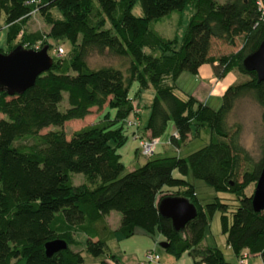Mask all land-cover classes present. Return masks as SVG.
Masks as SVG:
<instances>
[{
    "label": "trees",
    "instance_id": "obj_1",
    "mask_svg": "<svg viewBox=\"0 0 264 264\" xmlns=\"http://www.w3.org/2000/svg\"><path fill=\"white\" fill-rule=\"evenodd\" d=\"M261 1L0 0V30H7L8 44L0 50L18 44L50 48V38L73 45L69 56L53 57V65L25 91L0 90V264H85L84 249L98 256L117 232L128 237L138 228L162 234L168 251L178 257L189 252L190 264H229L219 246L203 244L217 210L223 212L222 229L236 254L264 257V208L256 210L253 194L245 191L257 183L264 155L253 161L241 143V125L229 122L236 100L247 93L264 106V79L243 63L264 38ZM138 4L141 16L134 13ZM190 4L195 12L181 44L151 28ZM36 13L48 30H27ZM239 38L243 44L237 50L211 53L215 39L236 45ZM93 52L118 56L120 64L93 66L88 59ZM205 63L219 78L234 69L252 77L230 84L215 107L180 92L177 84L184 71L198 73ZM135 81L140 90L132 94ZM151 87L150 115L142 126L141 94ZM96 106L102 108L99 119L68 136L64 124ZM202 127L212 132L206 145L187 155L154 152L123 173L120 147L130 136L141 150L142 139L161 137L171 128L169 142L179 147ZM74 171L87 179L75 183ZM190 172L218 191L238 195L232 219L230 204L221 198L200 201L195 184L184 177ZM168 194L185 195L197 205L196 216L182 230L160 212L159 201ZM112 210L122 213L116 229L107 219ZM59 238L68 246L49 255L46 242Z\"/></svg>",
    "mask_w": 264,
    "mask_h": 264
},
{
    "label": "rangeland",
    "instance_id": "obj_2",
    "mask_svg": "<svg viewBox=\"0 0 264 264\" xmlns=\"http://www.w3.org/2000/svg\"><path fill=\"white\" fill-rule=\"evenodd\" d=\"M195 12V6L190 4L182 10H176L166 15L160 20H156L151 23V28L157 33L169 39H177L178 44L183 41L184 35L188 29L192 16ZM57 15H60L58 10H55ZM134 13L138 16L142 15V8L138 4ZM5 27V26H4ZM50 28L39 14H34L28 23L27 30L30 32L45 31ZM51 47L49 52L53 57H58L59 54L62 56H69L70 50L72 49V44L66 39H53L50 38ZM236 45L228 44L220 39H215L211 48V53L215 55H221L224 53H229L237 50L241 44H243V38L237 40ZM19 39L14 40L12 44H18ZM0 44L3 47H8L7 44V30H0ZM59 45L62 46V50L59 49ZM89 62L93 66H99L104 63L113 62L115 64H120L121 59L113 54H100L93 52L89 56ZM213 68V65L210 64ZM237 71V70H236ZM236 81H243L251 78L252 76L248 73H242L237 71ZM206 82L208 85L202 84ZM177 84L182 85L185 89L194 91V96L202 101H206L213 106H219L222 102L223 91L219 94L212 93L213 84L210 81V77L202 74L195 75L190 71H184L177 79ZM138 82L133 83L131 90L132 94L139 91ZM141 94V104H142V126H144L150 115V100L153 97V89L148 88L143 90ZM179 91L182 90L179 88ZM65 100L68 101V94L65 93ZM102 108L93 107L92 112L83 118H75L69 120L64 124L63 128L67 131L68 136H71L73 131L81 128L82 126L92 123L99 119L100 112ZM113 113L115 110H112ZM133 118V117H132ZM229 122L231 124L241 125V143L248 149L253 161H258L264 155V106L253 96L252 93H247L236 100V103L229 114ZM48 128L43 129V132ZM200 131L194 130L189 138L183 142L179 147L175 144L169 142L171 135V128H167L164 134L161 135L159 142L156 145L155 155H187L188 153L206 145L211 141L212 132L207 127H202ZM141 133V132H139ZM144 134H150L148 131L143 132ZM138 141L135 140L134 136H130L127 143L120 147V152L122 153V159L126 165L123 173L138 167L145 163L148 156L143 154L138 148ZM176 175H182L176 171ZM188 180L195 184V188L198 193V197L203 204L207 202L214 201L218 197L222 201L230 204V209L228 214L230 219H232L233 210L240 203V199L236 193L229 191H218L211 184L207 183L203 179L194 178L192 173L184 175ZM72 178L75 183L81 184L87 178L86 174L83 172H72ZM256 187V182L250 183L246 187L247 194H253ZM115 217L110 218V225L117 226V222L121 223L122 213L119 210H112ZM222 211L217 210L211 221L210 226L206 230V236L203 244H211L219 246L225 255L229 264H240V256L228 245L227 234L223 232L222 229ZM115 240L108 242V246L105 251L98 255H92L87 250L84 249L85 264H105L103 259L107 258L108 255L113 253L119 257L121 264H163L164 262L169 264H190L193 261V257L189 252H184L181 257H178L175 253L168 251V249L160 244L161 239L159 235L149 234L138 228L136 233L126 237L119 233ZM79 239L85 240L84 236L79 235ZM119 237H122L119 239ZM81 248V246H77ZM152 249L154 251H159L162 259L149 261L145 258V253L147 250ZM247 252V251H244ZM248 264H264V257L262 255H257L254 253H248ZM167 258V260H166ZM169 258V259H168ZM169 260V261H168Z\"/></svg>",
    "mask_w": 264,
    "mask_h": 264
},
{
    "label": "water",
    "instance_id": "obj_3",
    "mask_svg": "<svg viewBox=\"0 0 264 264\" xmlns=\"http://www.w3.org/2000/svg\"><path fill=\"white\" fill-rule=\"evenodd\" d=\"M54 62L49 52V45L41 48L16 45L12 50H0V90L9 94L21 93L32 86L37 77L49 69ZM243 63L248 70H255L259 80L264 79V38L258 47L248 53ZM253 204L256 210L264 208V166L261 170L253 193ZM160 212L172 218L174 228L182 230L186 223L197 214V205L185 195L168 194L159 201ZM167 247L169 242L160 243ZM65 239H54L46 242V252L52 255L61 248H66Z\"/></svg>",
    "mask_w": 264,
    "mask_h": 264
},
{
    "label": "crops",
    "instance_id": "obj_4",
    "mask_svg": "<svg viewBox=\"0 0 264 264\" xmlns=\"http://www.w3.org/2000/svg\"><path fill=\"white\" fill-rule=\"evenodd\" d=\"M1 46V44H0ZM3 46V45H2ZM211 63H205L203 64L201 67H200V71L198 73H194L195 75H198V74H202V75H206L208 77H210V81L211 83L213 84V88H212V93L214 94H219L220 92H224L226 90V88L234 83L237 79V71L234 69V70H231L229 71L224 77L222 78H219L218 76H216L215 72H214V69L212 68V66L210 65ZM202 84L204 85H208L206 82H203ZM178 87L182 90L181 92L184 93L185 95H187L186 93H191V94H195L194 91H190L188 89H185L182 85H178ZM196 95V94H195ZM198 97V96H196ZM173 126H172V130H173ZM111 217H115V214H113L112 212H110L108 215H107V219L109 221V223H111L110 221V218ZM120 226V223L117 222V226H114L112 225V229H116ZM137 231V230H136ZM143 232H145L144 230H142ZM120 232H117L116 236L120 235L119 234ZM136 233V232H135ZM147 233V232H145ZM81 235V236H85L84 234H81L79 233L78 236ZM116 236L114 238H112L109 242H112L113 240H115ZM160 238L164 237L162 234L159 235ZM127 236H125L126 238ZM129 237V236H128ZM122 238V237H119V239ZM164 239L162 238L161 241H163ZM204 241V240H203ZM161 243V242H160ZM229 245V244H228ZM230 246V245H229ZM148 251V250H147ZM146 254V253H145ZM257 255H261V254H257ZM169 259V258H168ZM167 260V258H166ZM169 261V260H168ZM103 262L105 264H121L120 261H119V257L117 255H114L113 253H111L110 255L107 256V258L103 259ZM166 263V262H164ZM163 263V264H164ZM169 264V263H168Z\"/></svg>",
    "mask_w": 264,
    "mask_h": 264
},
{
    "label": "built area",
    "instance_id": "obj_5",
    "mask_svg": "<svg viewBox=\"0 0 264 264\" xmlns=\"http://www.w3.org/2000/svg\"><path fill=\"white\" fill-rule=\"evenodd\" d=\"M261 2H263V0ZM159 140L160 137H150V138L142 139L141 140L142 153L148 156L152 155L155 152L156 145L159 142ZM248 256H249L248 252H243V254H241L240 256V264H248ZM145 258L149 261H153V260H161L162 256L159 251H154L152 249H149L145 254ZM164 264H168V263H164Z\"/></svg>",
    "mask_w": 264,
    "mask_h": 264
}]
</instances>
